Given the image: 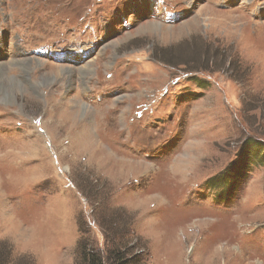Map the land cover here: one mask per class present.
<instances>
[{
    "label": "rangeland",
    "instance_id": "1",
    "mask_svg": "<svg viewBox=\"0 0 264 264\" xmlns=\"http://www.w3.org/2000/svg\"><path fill=\"white\" fill-rule=\"evenodd\" d=\"M0 62L3 264H264V164L205 188L264 140V0H0Z\"/></svg>",
    "mask_w": 264,
    "mask_h": 264
},
{
    "label": "trees",
    "instance_id": "2",
    "mask_svg": "<svg viewBox=\"0 0 264 264\" xmlns=\"http://www.w3.org/2000/svg\"><path fill=\"white\" fill-rule=\"evenodd\" d=\"M238 155L240 159L231 161L222 171L207 180L205 188L218 195L240 188V183L246 177V171L252 166L264 164V140L261 138L249 137L241 144ZM242 160V162L240 161ZM80 259L82 264H140L136 256H132L130 251L123 246V250H109L107 254H102L87 248L84 244L80 248ZM109 258V259H108ZM4 257L0 255V264H3ZM4 261H7L5 258Z\"/></svg>",
    "mask_w": 264,
    "mask_h": 264
},
{
    "label": "bare ground",
    "instance_id": "3",
    "mask_svg": "<svg viewBox=\"0 0 264 264\" xmlns=\"http://www.w3.org/2000/svg\"><path fill=\"white\" fill-rule=\"evenodd\" d=\"M158 24V23H157ZM156 25V24H155ZM30 62V61H29ZM38 62V61H37ZM14 64L16 65V67L21 68V69H25L27 68V66L29 65L28 61H26L25 59L22 61H19L18 59L15 60ZM33 68V67H32ZM43 70V69H42ZM40 73V72H39ZM24 74V73H23ZM61 74V73H60ZM49 75V74H48ZM1 76H6L5 73V63L0 62V95L1 98L3 99H13V96L11 92H13L14 90L17 91H22L24 90L23 88V80L20 79H14V78H10L8 79V81H1ZM4 78V77H3ZM59 78V77H58ZM27 80V79H26ZM47 81V80H46ZM5 82V83H4ZM42 87V86H41ZM40 91V90H39ZM29 93V92H28ZM20 94V93H19ZM34 95V94H32ZM1 100V99H0ZM81 106V105H80ZM82 107V106H81ZM83 110V109H82ZM85 110H83L84 112ZM69 116V115H68ZM71 116V115H70ZM72 122H75V120L71 119Z\"/></svg>",
    "mask_w": 264,
    "mask_h": 264
}]
</instances>
